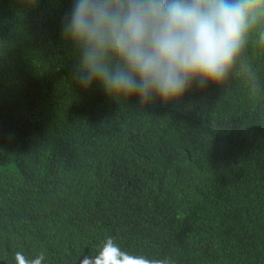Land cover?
<instances>
[{"label":"trees","instance_id":"trees-1","mask_svg":"<svg viewBox=\"0 0 264 264\" xmlns=\"http://www.w3.org/2000/svg\"><path fill=\"white\" fill-rule=\"evenodd\" d=\"M74 0H0V264L105 238L172 264H264V19L245 70L141 109L75 79Z\"/></svg>","mask_w":264,"mask_h":264},{"label":"clouds","instance_id":"clouds-1","mask_svg":"<svg viewBox=\"0 0 264 264\" xmlns=\"http://www.w3.org/2000/svg\"><path fill=\"white\" fill-rule=\"evenodd\" d=\"M262 19L264 0H74L62 19L61 37L78 53L75 79L83 88L99 84L109 97L135 96L143 109L157 99L178 101L193 85L223 86L242 69L256 91L257 73L244 52ZM14 259L16 264H42L45 255L30 259L18 251ZM80 264L172 261L125 251L108 236Z\"/></svg>","mask_w":264,"mask_h":264}]
</instances>
